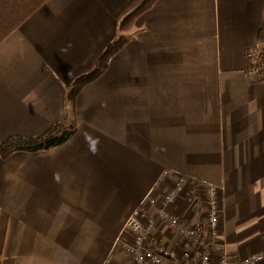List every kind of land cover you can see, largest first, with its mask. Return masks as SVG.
Segmentation results:
<instances>
[{"label":"crops","instance_id":"0c3cea01","mask_svg":"<svg viewBox=\"0 0 264 264\" xmlns=\"http://www.w3.org/2000/svg\"><path fill=\"white\" fill-rule=\"evenodd\" d=\"M143 1L46 0L0 44V264H133L117 239L175 174L196 185L170 210L202 228L211 264L264 252V80L247 73L264 0H156L79 92L72 138L1 156L7 139L40 137L64 119L68 90ZM207 185L222 188L224 207L213 243ZM151 234L149 249L187 244L160 222ZM192 250L184 264H201Z\"/></svg>","mask_w":264,"mask_h":264},{"label":"built area","instance_id":"2783aa9c","mask_svg":"<svg viewBox=\"0 0 264 264\" xmlns=\"http://www.w3.org/2000/svg\"><path fill=\"white\" fill-rule=\"evenodd\" d=\"M263 56L264 46L258 42L254 50L247 53L249 62L255 61L254 64L251 63L248 66L247 73L249 76L257 75L261 72L262 64L260 65V63ZM169 173L165 171L162 177L169 175ZM175 175L178 176L174 185L163 193L160 199L150 193L140 202L139 206L127 219L123 233L117 239V245L121 246L132 257L133 264H178L180 261H193L196 257H194L192 250L194 247L201 249L203 253L200 257L201 264H211V252L204 250V247H201L197 241L199 237L203 238L205 233L202 228L187 223L170 210V206L180 198L189 185L192 184L193 186L195 183L187 176L182 174ZM204 193L207 207V237L208 241L213 243L219 239V223L224 216L222 188L207 185ZM159 222L167 225L170 230L179 233L187 241V244L179 249H172L165 245L159 246L157 250L149 249L152 242V229ZM125 233L129 234L131 241L127 238L123 240ZM263 260L264 252L241 261V264H260ZM220 264H228L227 254L221 255Z\"/></svg>","mask_w":264,"mask_h":264},{"label":"trees","instance_id":"16d2710c","mask_svg":"<svg viewBox=\"0 0 264 264\" xmlns=\"http://www.w3.org/2000/svg\"><path fill=\"white\" fill-rule=\"evenodd\" d=\"M46 0H0V44L12 32H14L36 9ZM156 0H144L142 4L121 24L122 35L108 46L100 57L97 67L90 74L78 78L72 88L68 90L66 97L67 110L64 119L48 129L37 138L11 137L2 144L1 156L7 158L16 151L38 152L50 150L66 144L75 134V103L79 92L84 86L96 80L108 67L109 60L122 48L125 34L134 26L136 19L153 7ZM259 42L264 46V26L259 35ZM263 67L258 77L264 80V56ZM197 253V252H196ZM195 255V254H194ZM195 257V256H194ZM184 264L185 261H180ZM228 264H241L237 253L228 254Z\"/></svg>","mask_w":264,"mask_h":264}]
</instances>
